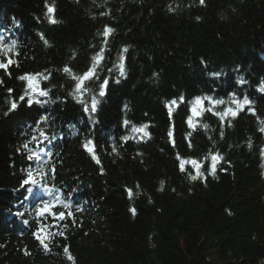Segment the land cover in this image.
Returning <instances> with one entry per match:
<instances>
[{
	"label": "trees",
	"instance_id": "1",
	"mask_svg": "<svg viewBox=\"0 0 264 264\" xmlns=\"http://www.w3.org/2000/svg\"><path fill=\"white\" fill-rule=\"evenodd\" d=\"M45 2L0 0V20H17L21 28L15 40L19 67L11 68V78L0 71V264H72L65 245L75 264H264V133L256 117L245 111L231 127L225 122L221 139L219 119L203 114L201 123L209 129L192 132L191 148L185 139L191 131L185 123L188 102L197 95L226 98L228 89L243 91L264 119V93L257 91L264 81V0H47L55 7V24L45 15ZM105 26L115 30L106 46L98 35ZM101 47L106 50L99 71L109 84L95 113L100 124L91 131L98 165L82 147L89 132L86 113L68 95L73 82L62 69L67 65L82 74ZM125 47L121 77L114 65ZM46 70L52 75L44 85L56 102L39 128L49 132L76 121L81 128L77 137L63 135L57 144L48 165L54 168L52 181L79 190L84 199L82 212L72 208L75 224L66 218L58 229H48L64 232L53 238L48 252L33 236L32 222L23 228L7 211L23 172L21 145L39 136L40 108L20 102L15 112L4 114L24 88L16 77ZM239 78L247 81L242 89H236ZM88 86L95 91L98 82ZM180 95L185 103L170 122L163 101ZM125 119L148 123L151 139L122 142L131 128L122 127ZM210 150L224 157L215 177L208 174L210 163L196 157ZM177 153L200 160L204 178L191 181L180 172Z\"/></svg>",
	"mask_w": 264,
	"mask_h": 264
},
{
	"label": "snow or ice",
	"instance_id": "2",
	"mask_svg": "<svg viewBox=\"0 0 264 264\" xmlns=\"http://www.w3.org/2000/svg\"><path fill=\"white\" fill-rule=\"evenodd\" d=\"M200 3L203 4L204 0H200ZM45 7L47 9L45 15L48 18L49 23H57L54 18L55 7L54 5L48 4L47 0L45 2ZM19 27V25H17ZM114 29L105 26L103 31L98 33L99 36H102L103 45H107L108 38L114 33ZM41 40H43L44 44L48 46V40L44 37L43 33L40 34ZM95 47V46H93ZM105 47H101L99 51H97L90 60V64L85 72L82 74H76L72 71V69L65 65L62 69V72L67 75V77L73 82V86L71 91L68 92V95L72 97L77 103L81 104L83 107V111L89 115V118L94 116L97 112L98 105L101 103V98L106 95V91L109 84V77L104 76L101 78L100 74V66L101 62L104 59V52ZM128 49L125 47L121 49L119 55V63L115 64L119 71V75L121 77L126 75L125 67H124V53H127ZM20 55L19 51L17 50V42L15 40L11 41L10 43H5L3 37H0V70H3L6 76L11 78V72L9 71L10 67L15 65L19 67L18 60L13 59V57H18ZM75 58V52H73V59ZM203 63V61H202ZM110 72L111 69H108ZM47 72V70H46ZM51 72L45 73H24L18 77V80L24 82V90L23 93L19 96L18 100L13 98L10 101V106L8 111L4 114L7 116L9 113H13L17 110L20 102H26L28 107H32L33 104H39L41 106L46 104L55 103L56 101L53 100L50 96L52 88H44L41 85L42 81H48L51 78ZM153 75H156L155 73ZM211 76L219 78L223 75L222 72H212L210 73ZM88 82H98L97 90L93 91L91 87L88 86ZM119 83V80L116 81ZM236 83L238 85H244L247 83L243 78H239ZM4 80L0 78V86H3ZM63 87V85H61ZM14 90L9 88L7 92L9 95ZM257 91L260 93H264V81H261L257 87ZM88 96L89 99L86 100L85 97ZM185 103V97L180 95L178 98H172L170 100L163 101L164 107L167 110V115L169 121L171 122L173 111L180 107L181 104ZM255 101L250 99L248 95H243L242 97L238 96L236 92H230L227 94V97H219L215 98L209 95L203 96H196L189 102V115L185 119V123L187 124L188 128L191 131H188L185 139L188 141V146L191 148L192 142L190 137L192 136V132L196 131L197 128H202L204 130L209 129V125L207 123H201L200 118L203 116L205 112H209L212 115L216 116L219 119V127H220V138H224V127L225 122H227V126H232V120L236 119L241 112L247 111L249 114L256 117L260 127H258V131L264 133V119H261L256 114V109L254 107ZM221 106H223V110H218ZM127 107V106H125ZM49 120L48 116H42L40 120H38L37 128L42 123H46ZM93 123L96 121L93 120ZM130 128V135H125L120 137V140L126 143L130 138L136 139L139 142H147L151 139V133L148 130L150 125L148 123H143L140 125L132 124L131 121L125 119L122 122V127ZM173 126L170 124L168 136L170 141L175 147V141L173 138ZM76 134V133H74ZM39 137L40 143L43 144L45 141L51 143L53 140L56 139L55 136L49 137L48 134L42 129L39 128ZM210 140L212 139L211 136L208 137ZM37 136H32V140H37ZM213 143H215L213 141ZM82 147L91 155L92 159L99 165L100 159L96 154L95 148L96 144L95 141L91 138H86L83 143ZM248 147H252L251 140L248 141ZM21 149L27 150L30 154L27 156V159L32 161L35 160L37 162V168L33 169L29 167L27 171L26 178H24L21 182V188L25 190L24 200L27 201L29 198L32 199L34 202V207L36 211V218L38 228L33 233V236L39 241L40 245L43 249L48 252L50 251L49 244L52 242L53 238L57 235L64 237L63 231H49L48 229L51 228H59V222L64 221L66 218H72L73 224H75L74 213L72 208L75 207L76 212H82V206L76 204L74 205L71 201L62 200L60 195L53 191V186L47 183L46 177L48 176L49 170H45L44 165L48 163V160H44L42 157L37 155L32 149L29 148V144L25 143L21 145ZM21 149H17L20 151ZM112 152L117 153V147L115 145L112 146ZM46 155L51 157L52 153L49 151ZM261 156H264V149L261 150ZM176 159L179 162L178 168L179 171L182 173H186L188 178L191 181H195L197 179L204 178V172L201 171L203 167V163L196 159V158H183L180 156L179 153L176 155ZM211 161L210 166L208 168V174L215 177L216 175V167L220 161L224 160V157L220 155L218 152L209 151L208 155L204 157V160ZM190 166V167H186ZM261 167L264 168V164H261ZM194 170V174H193ZM54 177V168L50 170ZM101 174H103L104 169L103 167L100 168ZM39 177V179H37ZM139 187V185H137ZM39 188L41 191H34V189ZM163 188V181L161 182V189ZM43 193V195L41 194ZM129 199L133 196L132 189H127ZM47 196L48 198H44ZM62 208L63 211H55L54 209ZM130 212L133 215L136 213L135 208H131ZM18 216H23V213H16ZM49 218L51 219V224L44 223L42 221H48ZM23 223L27 225L29 222L28 220H24ZM67 227V225H65ZM3 247V245H0ZM63 252L66 255V258L75 264L74 258L72 257L69 247L65 245L63 247ZM29 253L25 250V255Z\"/></svg>",
	"mask_w": 264,
	"mask_h": 264
},
{
	"label": "bare ground",
	"instance_id": "3",
	"mask_svg": "<svg viewBox=\"0 0 264 264\" xmlns=\"http://www.w3.org/2000/svg\"><path fill=\"white\" fill-rule=\"evenodd\" d=\"M51 104H52V103H51ZM49 105H50V104H49ZM49 105H48V106H49ZM73 123H74V122H73ZM76 123H77V124H75L76 126H75V125H72L73 128H71V129H73L75 132H79L80 129H81L80 127H78V125H80V122H79V121H76ZM28 126H30V125H28ZM28 126L26 125V129H27V128L29 129ZM68 127H70V126H68ZM32 133H33V132H32ZM125 135H128V134L126 133V131H124L123 134H122L121 136H125ZM129 141H133V140L130 138ZM188 156H189V157H193V156H191V155H188ZM188 156H186V157H188ZM196 157H197L198 159H200V160H203L205 163H210V162H211L210 159L207 160V161H205V160H204V157H205V156H203V157H202V156H201V157L196 156ZM194 158H195V157H194ZM75 203L77 204V200H75Z\"/></svg>",
	"mask_w": 264,
	"mask_h": 264
}]
</instances>
